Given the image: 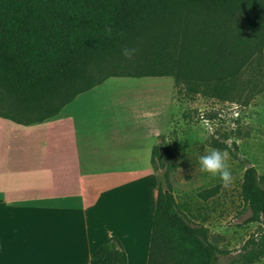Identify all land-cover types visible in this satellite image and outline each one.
<instances>
[{"label":"trees","instance_id":"1","mask_svg":"<svg viewBox=\"0 0 264 264\" xmlns=\"http://www.w3.org/2000/svg\"><path fill=\"white\" fill-rule=\"evenodd\" d=\"M124 48L135 49L131 59ZM263 48L264 0H0V119L42 123L119 77L171 78L187 98L232 100L238 77ZM156 155L154 147L152 167ZM163 181L154 176L147 264H217L221 251L174 200L167 171ZM240 197L261 231L233 264H257L264 260V177L253 167L244 170ZM90 264H127L119 240L105 239Z\"/></svg>","mask_w":264,"mask_h":264},{"label":"crops","instance_id":"2","mask_svg":"<svg viewBox=\"0 0 264 264\" xmlns=\"http://www.w3.org/2000/svg\"><path fill=\"white\" fill-rule=\"evenodd\" d=\"M153 79L110 78L39 124L0 119V264H90L109 237L127 264H147L160 128L158 95L143 87ZM106 84L113 97L90 105Z\"/></svg>","mask_w":264,"mask_h":264},{"label":"rangeland","instance_id":"3","mask_svg":"<svg viewBox=\"0 0 264 264\" xmlns=\"http://www.w3.org/2000/svg\"><path fill=\"white\" fill-rule=\"evenodd\" d=\"M148 81L144 90L153 91L159 99L160 135L154 146L153 176L164 186L167 171L174 200L186 205L194 223L206 229L208 242L221 251L217 264H233L249 238L261 231L257 223L248 221L250 213L242 203L240 187L247 167L264 177V48L262 57L252 60L238 77L232 100L221 102L200 94L187 98L175 89L171 78ZM102 89L101 95L89 96L90 105H103L113 97L111 86ZM71 105L62 111H71ZM209 148L228 153L233 180L227 187L198 167L199 156ZM215 187L218 193L213 198L205 202L198 198L200 192Z\"/></svg>","mask_w":264,"mask_h":264},{"label":"clouds","instance_id":"4","mask_svg":"<svg viewBox=\"0 0 264 264\" xmlns=\"http://www.w3.org/2000/svg\"><path fill=\"white\" fill-rule=\"evenodd\" d=\"M135 54V49L124 48L121 55L126 59H131ZM229 157L227 152L219 149L209 148L205 154L198 158L200 171L208 176L219 179L225 187L229 186L233 180L232 172L227 163Z\"/></svg>","mask_w":264,"mask_h":264}]
</instances>
